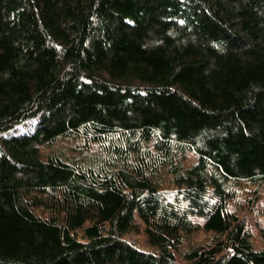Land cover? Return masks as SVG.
I'll list each match as a JSON object with an SVG mask.
<instances>
[{
	"label": "trees",
	"instance_id": "16d2710c",
	"mask_svg": "<svg viewBox=\"0 0 264 264\" xmlns=\"http://www.w3.org/2000/svg\"><path fill=\"white\" fill-rule=\"evenodd\" d=\"M239 182H264V0H0V264H264Z\"/></svg>",
	"mask_w": 264,
	"mask_h": 264
},
{
	"label": "rangeland",
	"instance_id": "374dc122",
	"mask_svg": "<svg viewBox=\"0 0 264 264\" xmlns=\"http://www.w3.org/2000/svg\"><path fill=\"white\" fill-rule=\"evenodd\" d=\"M86 145L88 144H84L78 139H59L50 146V150L75 158V160L82 159L84 157L83 154L87 156V159H92V154L95 153L97 146L95 144ZM41 149L43 151L49 150L46 148ZM193 159L194 155L192 153H188L185 159V165L190 164ZM170 178V175L165 173L162 174L159 182L163 189L172 188ZM234 190L235 195L229 200L228 208L244 219L246 227L251 234L253 245L255 247H261L263 245V241L260 237L258 228L260 225L264 224V215L260 213L261 206L264 204V182L261 184L239 182L235 185ZM196 219L200 221V218ZM125 237L132 240L139 248L145 250L151 249L142 232V225L140 226L139 231L127 233ZM208 240L209 234L199 229L190 236L189 240L187 239V241H185L183 247H186L188 242L204 243ZM176 261L177 263L181 262L178 255H176Z\"/></svg>",
	"mask_w": 264,
	"mask_h": 264
}]
</instances>
